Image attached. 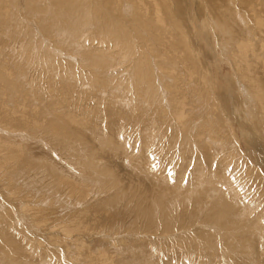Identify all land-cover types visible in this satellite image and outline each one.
Here are the masks:
<instances>
[{"label": "rangeland", "instance_id": "obj_1", "mask_svg": "<svg viewBox=\"0 0 264 264\" xmlns=\"http://www.w3.org/2000/svg\"><path fill=\"white\" fill-rule=\"evenodd\" d=\"M35 1L0 0V264H264V0Z\"/></svg>", "mask_w": 264, "mask_h": 264}, {"label": "bare ground", "instance_id": "obj_2", "mask_svg": "<svg viewBox=\"0 0 264 264\" xmlns=\"http://www.w3.org/2000/svg\"><path fill=\"white\" fill-rule=\"evenodd\" d=\"M34 1H35V0H34ZM70 1H71V4L74 2V0H70ZM234 1H235V0H234ZM27 2H29V1H27ZM30 2H31V1H30ZM47 2H48V0H47ZM50 2H51V1H50ZM84 2H85V1L81 2V6H82V5H85L86 2H85V3H84ZM35 3H36V1H35ZM42 3H43V2H42ZM44 3H46V2H44ZM27 4H28V3H27ZM47 4H48V3H47ZM125 4H126V3H125ZM31 5H32V4H31ZM38 5H39V4H38ZM40 5H41V4H40ZM49 5H50V4H49ZM49 5H48V7H49ZM51 5H52V2H51ZM42 6H43V5H42ZM46 6H47V5H46ZM46 6H45V7H46ZM30 7H31V6H29L28 8H30ZM33 7H34V6H33ZM35 7L38 8L37 6H35ZM45 7H44V8H45ZM52 7H53V5H52ZM73 7H74V6H73ZM124 7H125V6H124ZM31 8H32V7H31ZM39 8H40V7H39ZM30 10H31V9H30ZM39 10H40V9H39ZM93 10H94V9H93ZM31 11H32V10H31ZM32 12H33V11H32ZM99 15H100V14H99ZM101 15H102V14H101ZM127 15H128V13H127ZM35 16H36V15H35ZM47 17H48V16H47ZM57 18H58V16H57ZM172 18H173V17H172ZM88 20H89V19H88ZM98 20H99V19H98ZM62 21H63V20H62ZM67 21H68V20H67ZM69 21H70V20H69ZM81 21H82V20H81ZM90 21H91V20H90ZM93 21H94V19H93ZM59 22H60V21H59ZM83 22H84V21H83ZM83 22H82V23H83ZM175 22H176V20H175ZM67 23H70V22H67ZM93 23H94V22H93ZM58 24H59V26H60L61 23H58ZM173 24H175V23H173ZM215 24H216V23H215ZM65 25H66V24H65ZM85 25H86V24H85ZM171 25H172V24H171ZM216 25H217V24H216ZM63 26H64V25H63ZM65 27H66V26H65ZM65 27H64V28H65ZM81 27H82V26H81ZM81 27H80V28H81ZM91 27H92V26H91ZM91 27H89V28H91ZM217 27H218V26H217ZM23 28H24V26H23ZM23 28H21V29H23ZM57 28H58V26H57ZM61 28H63V27H61ZM64 28H63V29H64ZM93 28H94V26H93ZM225 28H226V27H225ZM59 29H60V27H59ZM24 30H25V29H24ZM60 30H61V29H60ZM49 31H50V30H49ZM27 32H28V31H27ZM84 33H85V32H84ZM29 34H31V33H29ZM26 35H27V33H26ZM9 36H10V35H9ZM30 36H31V35H30ZM30 36H29V38H31ZM229 36H230V34H229ZM32 37H33V36H32ZM126 38H127V37H126ZM1 39H2V38H1ZM3 39H4V38H3ZM11 39H12V38H11ZM25 39H26V37H25ZM122 39H123V38H122ZM6 40H7V39H6ZM28 40H29V39H28ZM117 40H118V39H117ZM125 40H126V39H125ZM12 41H13V40H12ZM35 41H36V40H35ZM35 41H34V42H35ZM126 42H127V40H126ZM230 42H232V41H230ZM27 43H28V42H27ZM30 43H31V42H30ZM36 43H37V42H36ZM128 43H129V42H128ZM233 43H235V42H233ZM236 44H237V43H235V45H236ZM34 45H35V43H34ZM67 45H68V44H67ZM233 45H234V44H233ZM21 48H22V47H21ZM21 48H20V49H21ZM224 48H225V47H224ZM27 49H28V48H27ZM42 49H43V48H42ZM35 50H36V48H35ZM35 50L32 51V49H31L32 52H34ZM40 50H41V49H40ZM224 50H225V49H224ZM13 51H14V49H13ZM16 51H17V50H16ZM23 51L25 52V50H23ZM27 51H29V50H27ZM31 51H29V53H30ZM37 51H39V50H37ZM41 52H43V51H41ZM10 53H11V52H10ZM19 53H20V52H19ZM44 53H45V52H43L42 54H44ZM11 54H12V53H11ZM7 55H8V54H7ZM19 55H20V54H19ZM31 55H33V54H31ZM39 55H41V54H39ZM39 55H38V56H39ZM11 56H12V55H11ZM13 56H14V54H13ZM13 56H12V57H13ZM41 56H42V55H41ZM98 62H99V61H98ZM100 62H101V61H100ZM106 62H107V61H106ZM104 68H105V67H104ZM12 71H13V70H12ZM259 88H260V87H259ZM19 92H20V91H19ZM2 99H3V98H2ZM0 100H1V99H0ZM186 100H187V99H186ZM1 102H3V100H2ZM1 102H0V103H1ZM186 103H187V102H186ZM25 106H26V105H25ZM185 110H187V109H185ZM199 113H200V112H199ZM30 121H31V120H30ZM181 121H182V120H181ZM25 122H27V121H25ZM28 122H29V121H28ZM1 124H2V123H1ZM0 127H1V126H0ZM2 127H3V126H2ZM9 127H10V126H9ZM4 129H5V128H4ZM9 129H10V128H9ZM12 129H13V128H12ZM2 130H3V129H2ZM5 130L8 131L7 128H6ZM10 130H11V129H10ZM15 130H16V129H15ZM15 130H14V131H15ZM0 137H2V136H0ZM2 138H3V137H2ZM8 142H9V141H8ZM8 142L6 141V143H8ZM6 143H4L5 146H6ZM9 144H10V143H9ZM9 144H8V145H9ZM17 144H18V143H17ZM17 144H16V145H17ZM73 144H74V143H73ZM10 145H11V144H10ZM22 146H23V145H22ZM12 147H13V144H12ZM16 147H17V146H16ZM9 148H10V147H9ZM9 148H8V150H9ZM1 149H2V148H1ZM4 149H5V148H4ZM4 149H3V150H4ZM5 150H6V149H5ZM11 151H12V150H11ZM0 152H1V151H0ZM3 153H4V152H3ZM10 153H12V152H10ZM10 153H9V154H10ZM13 153H14V151H13ZM4 154H8V152H7V153H4ZM10 155H11V154H10ZM28 155H29V154H28ZM2 156H3V155H2ZM2 156H1V157H2ZM92 156H93V155H92ZM7 157H8V159L10 158L8 155H7ZM7 157H6V158H7ZM14 157H15V156H14ZM3 159H5V157H3ZM87 159H88V158H87ZM6 160H7V159H6ZM13 160H14V159H13ZM3 161H4V160H3ZM17 161H18V160H17ZM4 162H5V161H4ZM9 163H10V165H11V162H10V161H9ZM16 163H17V162H16ZM19 163H20V161H19ZM89 163H90V162H89ZM12 165H13V164H12ZM14 166H17V165H14ZM98 168H99V167H98ZM98 168H97V169H98ZM17 169H18V168H17ZM3 170H4V169H3ZM11 170H12V169H11ZM14 170H15V169H14ZM1 172H2V171H1ZM6 173H7V172H6ZM3 174H4V173H3ZM104 174H105V173H104ZM12 175H13V174H12ZM23 175H24V174H23ZM8 176H9V175H8ZM10 176H11V174H10ZM10 176H9V177H10ZM104 177H105V176H104ZM6 178H7V177H6ZM109 178H110V177H109ZM113 179H114V178H113ZM101 181H102V180H101ZM104 184H105V183H104ZM103 186H104V185H103ZM106 189H107V188H106ZM106 189H105V190H106ZM45 191H46V190H45ZM106 192H107V191H106ZM110 192H111V191H110ZM110 198H111V197H110ZM109 204H110V203H109ZM107 208H108V207H107ZM236 208H237V207H236ZM117 213H118V212H117ZM117 215H118V214H117ZM97 216H98V215H97ZM41 217H42V216H41ZM101 217H103V216H101ZM67 225H68V224H67ZM58 226H60V225H58ZM64 227H65V226H64ZM56 228H57V227H56ZM67 228H68V227H67ZM50 229H51V228H50ZM65 229H66V228H65ZM65 229H64V230H65ZM64 230H63V231H64ZM75 230H76V229H75ZM59 231H60V230H59ZM69 231H70V230H69ZM69 231H66V232H69ZM70 232H72V231H70ZM68 235H69V234H68ZM69 236H71V234H70ZM61 239H62V238H61ZM67 239H68V238H67ZM65 242H66V241H65ZM69 242H70V241H69ZM56 244H57V243H56ZM6 258H7V257H6ZM9 258H10V257H9ZM9 258H8V259H9ZM10 259H11V258H10ZM6 260H7V259H6ZM11 260H12V259H11ZM122 260H123V259H122ZM91 262H92V261H91ZM117 262H118V261H117ZM120 262H121V261H120ZM124 262H126V261H124ZM118 263H119V262H118ZM121 263H122V262H121ZM104 264H105V262H104Z\"/></svg>", "mask_w": 264, "mask_h": 264}]
</instances>
